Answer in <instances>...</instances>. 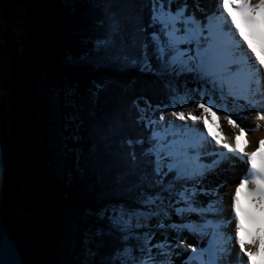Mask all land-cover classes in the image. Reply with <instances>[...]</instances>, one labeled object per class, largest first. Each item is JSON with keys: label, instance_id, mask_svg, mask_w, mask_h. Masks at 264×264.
<instances>
[{"label": "snow or ice", "instance_id": "6c2138e0", "mask_svg": "<svg viewBox=\"0 0 264 264\" xmlns=\"http://www.w3.org/2000/svg\"><path fill=\"white\" fill-rule=\"evenodd\" d=\"M88 3L90 34L68 59L100 73L93 102L111 73L150 76L161 98L117 105L99 130L104 180L80 264H264V138L247 150L242 124L250 111L264 120V0ZM224 165L236 172L228 200L227 181H210ZM0 264H19L2 224Z\"/></svg>", "mask_w": 264, "mask_h": 264}, {"label": "trees", "instance_id": "16d2710c", "mask_svg": "<svg viewBox=\"0 0 264 264\" xmlns=\"http://www.w3.org/2000/svg\"><path fill=\"white\" fill-rule=\"evenodd\" d=\"M94 17L95 11L88 0H0V83L8 97L6 101L2 100L5 95L1 97L0 94L1 130L8 163L2 188V214L8 233L20 249L25 264L28 263V254L39 264L78 263L80 252L74 254L70 246L64 251L58 250L61 232L58 236L57 230L50 227V220L65 213L72 205L78 209H75L77 213L74 217L83 224L81 231L89 225L95 226L91 217H85L84 210L95 204L100 183L104 180L100 170L99 158L103 153L98 139L99 130L112 117L117 105L127 106L137 96L150 101L161 98L158 84L149 83L150 76L135 72L123 75L111 73L117 83L110 84L93 102L88 92L89 83L100 73L85 65L72 63L68 57L82 51ZM46 81L61 89L58 96L73 88L74 116L78 117L74 121L80 137L77 152L71 151L60 179L45 168L41 150L34 146L29 134L33 127L35 131L44 129V125L37 122L42 119L43 110L47 109L43 106L37 111L36 107L41 103L30 106L28 92L37 82L45 85ZM128 82H132L133 86L127 87ZM141 83L143 85L138 86ZM69 109L59 106L58 118L62 120ZM15 113L32 127L27 132L22 129L25 148L22 157L19 151L13 149L19 145L20 141L15 139L19 133L8 121V116L14 117ZM67 142L65 145L70 148V138ZM94 142L97 144L96 153L90 151ZM12 210L25 211L29 216L21 222L12 223L9 216ZM78 214L81 216L78 217ZM39 218L44 219L46 226L42 237L36 227ZM71 226L72 223L69 229ZM65 227L68 229L65 225L62 228ZM81 231L78 233L79 241H82ZM81 241L76 244V251L82 252ZM103 241L101 252L106 249L108 238H103Z\"/></svg>", "mask_w": 264, "mask_h": 264}, {"label": "rangeland", "instance_id": "374dc122", "mask_svg": "<svg viewBox=\"0 0 264 264\" xmlns=\"http://www.w3.org/2000/svg\"><path fill=\"white\" fill-rule=\"evenodd\" d=\"M1 78V82H2ZM47 83L44 85L43 83L40 84V82H37L35 85H33L31 92H28V99H30V106L31 105H38V103H41L40 106L36 107L37 111L41 107H45L47 110H43L42 113V119H38V124H43L44 129L35 131L34 127L29 132L31 134L33 139V144L35 147L40 148V152L42 154L43 159V165L45 168H47L49 171H52V173L57 176V178L60 179L61 173L65 169L66 161H68L70 158L71 151L77 152V143L78 140H74L73 136H78V127L74 125V121L70 119L71 117H74L76 114L75 111V105H74V90L73 88H69L68 91H66V94H63L61 96H58V93L61 92V89H57V85L53 83V85H50V81H46ZM38 84V85H37ZM133 86L132 82H128L127 87ZM143 85L141 83L138 86ZM52 86V87H51ZM62 88V87H61ZM63 88H66L64 86ZM62 88V90H63ZM5 88L0 83V94L1 97L3 95L4 98L2 100H7V94L4 92ZM132 89H134L132 87ZM136 89V88H135ZM141 94H145V92H140ZM61 107H68L70 108L68 111H65V116L62 120L58 118L57 116V108ZM31 109V108H30ZM70 111V112H69ZM62 112V111H61ZM38 115V113L36 114ZM76 117V116H75ZM28 118V117H27ZM62 118V116H61ZM8 121L11 123L12 126H14L17 129V132L19 133V139L18 136H16L15 139L20 142L18 143V147H13V149H16L17 152H20V155L22 157V151H25L24 144H22V129L25 128L26 132L31 129L28 121L23 120L22 118H18L17 113H15L14 117L8 116ZM41 131V132H40ZM28 134V133H27ZM70 138L71 140V146L65 145L67 144V139ZM12 138V141L16 143V140ZM13 142V143H14ZM21 144V145H20ZM73 144V145H72ZM75 144V145H74ZM31 146V145H30ZM33 146V145H32ZM31 146V147H32ZM14 151V150H13ZM210 181L213 183V180L210 179ZM78 210L77 207H74L71 205L70 208L66 210L65 213H62L60 216L54 217L52 220H50V227L55 230H57V234L59 236V231L61 232L60 238L58 240V250L64 251L67 247L70 246L71 251L76 254V244L80 243L79 241V231H81V228L83 224L78 223V218L74 217L75 212L77 213ZM79 215V214H78ZM77 215V216H78ZM10 220L12 223L21 222L24 218H27L29 214L22 210H12L9 213ZM79 215L78 217H80ZM41 220V221H40ZM44 219H37V232L41 235L46 230V226L43 223ZM72 223L71 229H69L70 224ZM77 226H76V224ZM75 224V225H74ZM65 226H68L65 228H62ZM84 230V229H83ZM83 233V231H81ZM45 234V233H44ZM22 247V245H21ZM76 247V248H75ZM27 251V250H26ZM81 257V254H80ZM82 258V257H81ZM81 260V259H80ZM80 260L77 264H80ZM27 264H39L35 262L31 254H28V263Z\"/></svg>", "mask_w": 264, "mask_h": 264}, {"label": "bare ground", "instance_id": "6f19581e", "mask_svg": "<svg viewBox=\"0 0 264 264\" xmlns=\"http://www.w3.org/2000/svg\"><path fill=\"white\" fill-rule=\"evenodd\" d=\"M233 111L237 115H240L242 110L239 108H234ZM221 123L225 137L230 138L231 135H233V130L229 125H227L226 122H221ZM242 124L244 126H251L253 128L252 131L247 133V139H248L247 150H253L256 147L255 142L259 139L264 138V120L256 119L255 111H250L246 114V119L242 120ZM256 125H259V127L256 128ZM210 126L213 128L214 131L216 130L215 125L210 124ZM241 139L243 141L244 138L242 137ZM235 176H236V172L233 171L228 165H224L215 176L210 177V179L213 180V183L220 181H227L225 187L222 190L226 200H228L232 194V190L234 188V183H232V181L235 179ZM191 242H192L191 237H189L186 240V243H191Z\"/></svg>", "mask_w": 264, "mask_h": 264}, {"label": "water", "instance_id": "95a60500", "mask_svg": "<svg viewBox=\"0 0 264 264\" xmlns=\"http://www.w3.org/2000/svg\"><path fill=\"white\" fill-rule=\"evenodd\" d=\"M0 160H2V166H0V175L3 176V179L0 180V224L3 225V228L5 230V234H6L7 239L9 241H11L15 245L17 250H18L19 264H25L20 249L18 248L17 244L10 237V235L8 233V230H7L6 225H5L4 217H3V214H2V201H3L2 200V196H3L2 188H3V183H4V181H5L6 177H7L8 163H7V159H6L4 140H3V136H2L1 121H0Z\"/></svg>", "mask_w": 264, "mask_h": 264}]
</instances>
